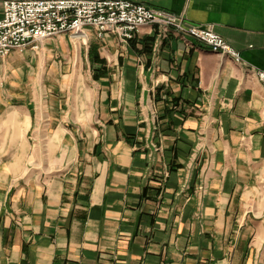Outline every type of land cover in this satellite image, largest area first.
<instances>
[{
	"label": "crops",
	"instance_id": "0c3cea01",
	"mask_svg": "<svg viewBox=\"0 0 264 264\" xmlns=\"http://www.w3.org/2000/svg\"><path fill=\"white\" fill-rule=\"evenodd\" d=\"M128 1L243 62L153 26L0 58V264H264V0Z\"/></svg>",
	"mask_w": 264,
	"mask_h": 264
},
{
	"label": "built area",
	"instance_id": "2783aa9c",
	"mask_svg": "<svg viewBox=\"0 0 264 264\" xmlns=\"http://www.w3.org/2000/svg\"><path fill=\"white\" fill-rule=\"evenodd\" d=\"M146 26L162 33H174L187 46L199 43L215 54L242 63L240 53L210 27L188 22L172 12L128 0H9L0 20V58L13 51L31 49L61 35L86 36L93 30L98 37L115 36L122 43L135 40ZM264 87V69L256 72Z\"/></svg>",
	"mask_w": 264,
	"mask_h": 264
}]
</instances>
